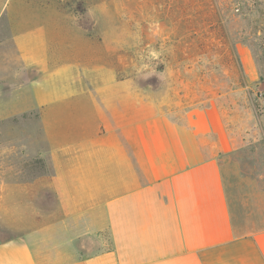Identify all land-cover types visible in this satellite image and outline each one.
Segmentation results:
<instances>
[{"label":"crops","instance_id":"obj_1","mask_svg":"<svg viewBox=\"0 0 264 264\" xmlns=\"http://www.w3.org/2000/svg\"><path fill=\"white\" fill-rule=\"evenodd\" d=\"M27 41L0 25V121L40 120L0 141V264H264V229L233 212L222 159L235 145L216 104L177 120L127 95L77 93L93 115L58 135L44 125L58 91L15 85L44 50ZM36 157L47 169L33 175Z\"/></svg>","mask_w":264,"mask_h":264},{"label":"rangeland","instance_id":"obj_2","mask_svg":"<svg viewBox=\"0 0 264 264\" xmlns=\"http://www.w3.org/2000/svg\"><path fill=\"white\" fill-rule=\"evenodd\" d=\"M2 24L11 40L44 49L15 85L31 79L49 98L58 91L44 123L52 133L69 135L92 117L77 93L127 95L177 120L216 104L235 145L222 159L233 212L241 229H264V0H0ZM21 125H40L39 113L1 120L0 141L12 142ZM45 169L31 160L33 175Z\"/></svg>","mask_w":264,"mask_h":264},{"label":"clouds","instance_id":"obj_3","mask_svg":"<svg viewBox=\"0 0 264 264\" xmlns=\"http://www.w3.org/2000/svg\"><path fill=\"white\" fill-rule=\"evenodd\" d=\"M147 78H149V77H147Z\"/></svg>","mask_w":264,"mask_h":264}]
</instances>
